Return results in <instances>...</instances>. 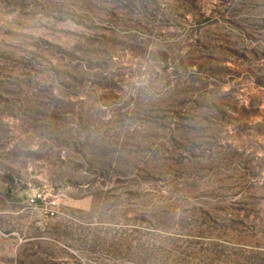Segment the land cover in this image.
I'll return each mask as SVG.
<instances>
[{
    "label": "rangeland",
    "instance_id": "1",
    "mask_svg": "<svg viewBox=\"0 0 264 264\" xmlns=\"http://www.w3.org/2000/svg\"><path fill=\"white\" fill-rule=\"evenodd\" d=\"M0 264H264V0H0Z\"/></svg>",
    "mask_w": 264,
    "mask_h": 264
}]
</instances>
